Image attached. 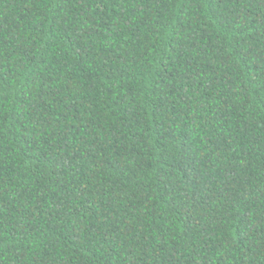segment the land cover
<instances>
[{
	"label": "trees",
	"instance_id": "trees-1",
	"mask_svg": "<svg viewBox=\"0 0 264 264\" xmlns=\"http://www.w3.org/2000/svg\"><path fill=\"white\" fill-rule=\"evenodd\" d=\"M0 264H264V0H0Z\"/></svg>",
	"mask_w": 264,
	"mask_h": 264
}]
</instances>
